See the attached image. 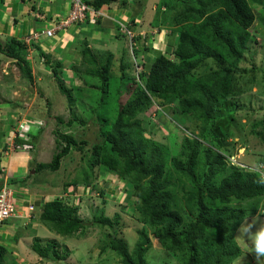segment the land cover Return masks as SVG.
I'll list each match as a JSON object with an SVG mask.
<instances>
[{
  "label": "trees",
  "instance_id": "trees-1",
  "mask_svg": "<svg viewBox=\"0 0 264 264\" xmlns=\"http://www.w3.org/2000/svg\"><path fill=\"white\" fill-rule=\"evenodd\" d=\"M84 2L93 11L86 10L87 16L67 30L78 35L87 31L80 40L79 54L71 53L70 65L77 73L88 76V80L98 78L101 82L100 85L92 82L91 88L84 87L89 93L98 94L92 111L97 114L100 129L91 147V161L132 184L141 221L152 229L150 234L140 230L139 240L130 250L126 241L117 236L120 214L109 217L99 209L93 223L113 231L103 241L101 251L116 252L124 264H149L147 253L154 240L175 254L181 264L234 263L245 253L236 240V231L248 217L257 213L264 216V170L235 162L233 147L226 143L239 114L257 115V111L239 102L244 85L257 82L254 61L252 72L246 68L247 59L254 58L258 44L253 34L257 16L252 3L250 0H161V8L174 11L163 19L173 29L174 38L166 50L153 52V48L140 44L144 34L138 32L136 25L143 11L137 9L138 0ZM114 4L134 11L129 23H113L114 38L125 39L117 72L112 69L115 54L94 50L89 30L101 28L105 18L102 9ZM62 17L63 14L54 17V22ZM36 19L41 21L42 17ZM157 25L155 22L154 26ZM67 30L63 29L62 33ZM34 32L37 30L23 37L12 36L4 47L0 43L6 55L30 79L33 74L25 54L31 44L42 50L40 38L26 41ZM54 36L49 37V43L57 40ZM58 48L61 56V47ZM52 53L45 52L42 57L57 75L65 70L64 63L53 62ZM63 90L70 99H76L71 91L65 87ZM172 105L183 120L182 126L191 130L176 153L171 144L147 130L150 120L139 117L153 106L163 110ZM257 113L264 115V106ZM261 126L264 128V120H258L253 131L264 135L262 130L258 131ZM38 134L16 131L14 142L17 147H33ZM87 145L86 140L65 134L57 140L53 159L39 162L31 171H57L72 150L82 151ZM9 147L6 143L3 149ZM30 173L11 180L3 177L0 193L5 184L15 189V181L25 182ZM78 184L76 180L66 182L65 192L69 186L79 187ZM40 220L51 231L64 236H72L86 227L79 215V205H69L61 196L44 203ZM58 244L57 239L44 242L37 236L32 248L43 259L62 258ZM7 250V246L0 244V264H5Z\"/></svg>",
  "mask_w": 264,
  "mask_h": 264
},
{
  "label": "rangeland",
  "instance_id": "rangeland-1",
  "mask_svg": "<svg viewBox=\"0 0 264 264\" xmlns=\"http://www.w3.org/2000/svg\"><path fill=\"white\" fill-rule=\"evenodd\" d=\"M18 1L21 2V0ZM160 1L138 0L139 7H137L143 11L137 19L139 25H136L138 32L144 34L140 44L153 48V52L159 49L166 50L168 42L174 38L171 36L173 29L163 23L164 17L174 11L161 8ZM250 2L256 10L257 19L253 34L257 37L258 44L254 58L251 61L247 59L246 68L248 72H252L253 64L255 65L257 82L244 85V92L239 102L243 106L251 107L254 112H258L264 106V71L262 69L264 68V53H262L264 52V0H250ZM129 5L133 6L132 3ZM110 8L114 12L119 11V14L116 12L119 21L114 19L113 12V19L111 21L104 19L101 28L88 29L92 33L90 40L94 50L103 53L112 51L115 54V66L112 69L117 72L125 39L123 37L114 38L116 25L113 23L117 25L116 22L129 23L134 11L132 8H130L132 10L128 9L130 12L120 9L117 4ZM9 11L10 9L6 8L0 0V43L3 47L10 41L12 35H17L14 31L15 27L11 26L17 25L13 20L18 17V14L10 15ZM105 11L109 10L105 9ZM67 13L68 11L62 12L64 17H67ZM155 22L158 23L156 27ZM35 23L38 31L35 35L40 37L39 44L42 50L36 49L34 44H31L25 54L33 79H30L16 61L9 58L0 47V152L6 143H9L10 147L4 150V157L11 155L16 157L17 152L28 151L31 169L39 162H50L53 159L57 150V140L63 135H71L77 140H86L88 145L85 150H72L63 160L59 170L30 173L32 181L29 180L30 189H34L37 195L38 191H41L48 196L46 199L50 200L59 195L69 205H79V215L85 220L86 227L72 236H64L51 231L40 219L38 222H33L32 214L35 208L31 211L28 205L22 204V200L18 202L17 191L12 190L10 199L13 198L12 202L15 205L14 215L17 216L20 213L22 216L19 218L25 221L23 225L17 224L13 228L5 226V222L14 217H9L0 223L5 232V238L2 235L0 242H5L8 248L5 264H124L116 252L101 251L104 246L103 241L109 234L113 235V231L109 227L93 223L92 220L97 210H103L109 217L115 216L116 213L120 214L117 236L126 241L130 250L134 249L139 240L140 230L145 229L150 234L152 229L141 221V212L136 197L132 194V184L91 161V147L100 129L95 118L97 114L92 111L97 105L98 94L95 91L89 93L88 90H84V87L91 88L92 82L100 85V80L98 78L88 80V76L74 71L70 65L73 61L72 56L67 57L65 53L64 56L62 54L60 56L58 52L53 51V48L57 46L62 47L63 44L67 46L70 43L72 45L68 47V50L76 53L80 40L87 31L84 33L81 31L74 37L68 36L70 32L59 31L58 35L54 36L57 42L50 41L49 43V37L44 36L43 33L46 28L42 26L43 22L36 20ZM48 51L53 52L50 57L53 62L61 60L64 63L62 68L65 70L57 75H54L51 67L42 57ZM77 52L79 54V51ZM80 59L79 56L78 61ZM138 70L141 71L142 67ZM64 87L67 91H71L76 99H70L63 90ZM174 106L163 110L153 106L150 112L140 114L139 117L143 120H150L149 123L144 121L145 125L147 123V130L154 132L157 139L171 144L174 148L173 152L176 153L184 136L191 135V130L182 126L183 120L179 113L174 112ZM230 106L228 104V107ZM257 112L255 116L239 114L237 124L233 126L235 130L226 139V143L233 147L231 149L235 155L232 159L235 162L264 170V135L253 131L255 123L258 120H264V115ZM70 121L72 123H69ZM234 122L236 123V120ZM20 130L25 133L30 131L39 133L34 139L33 147H17L14 138L16 131ZM258 131L264 134L262 126L258 128ZM4 174L7 175V171ZM74 180L79 182V187L69 186L65 192L66 182ZM6 198L9 202V196ZM27 224L28 227L24 226ZM33 226L35 229L32 228ZM36 227H38L37 230ZM35 230L36 232H33ZM18 234L20 235L19 241L16 240ZM37 236L44 242L57 239L58 250L62 258L43 259L39 256L32 248ZM236 240L245 253L232 264H264L263 215L257 213L245 219L236 231ZM152 245L147 253L149 264H181L175 254L157 244L156 241L152 240Z\"/></svg>",
  "mask_w": 264,
  "mask_h": 264
},
{
  "label": "crops",
  "instance_id": "crops-1",
  "mask_svg": "<svg viewBox=\"0 0 264 264\" xmlns=\"http://www.w3.org/2000/svg\"><path fill=\"white\" fill-rule=\"evenodd\" d=\"M2 2L4 3L6 8L10 9L9 11L11 13V14L9 13L10 15H12L13 13L18 14V17L15 18V20H13V22H16L17 25L15 24V26H11V27H15L14 31L15 33H17V35H12V36H16V37L17 36L23 37L30 31L31 32L36 31L37 29V27H35V24H36L35 22L37 20L36 17L38 16L42 17V20H41L43 22L42 26L43 27L45 26L47 28L49 26H52L54 22V17L60 16V15L62 16V12L69 11V8H70V0H21V2H19L18 0H2ZM105 9L109 10L107 11L108 13L105 11ZM102 10L105 13L104 19H107V21L108 20L111 21L113 19L114 10H112L111 8L108 9L106 7H104V9ZM116 12H118L117 14H119V11H116ZM116 12H114V19L117 18ZM104 19H103V22H104ZM71 31H72L71 29L66 31V32H70V34H68L69 37L70 36L74 37L77 35V33L75 32L71 34ZM61 40H58V41H61ZM71 45L72 44L70 43L67 44V46L64 44L62 45L61 54L63 56H64V53L66 54L67 57L71 55L70 54L71 52L68 50V47ZM58 47L60 46L55 47V49L53 48V51L58 52L59 51ZM3 155L4 153L1 151L0 152V187L3 184L4 176H7V178L8 179L10 178L11 180V179H14L15 177H19V178L24 177L31 172V169H30L31 159H30V154L28 153V151L23 150L21 152H17V154H15L17 155L16 157L15 156L12 157V155L10 157H4ZM6 163L8 164L6 165ZM6 171H7V175L4 174ZM29 180L32 181V178H28V180H26L25 182H21V180L18 179L14 183V188L17 191L16 192L17 196H19L17 197L18 202L22 200L23 201L22 204H25V201L29 200L28 203H31V204L35 203V211H33L34 213L32 214V221L38 222L40 219V209L44 205V203L48 201L49 199H46L48 198V196L44 195L43 192L38 191V195H37L34 189L31 190L30 185H29L31 183L29 182ZM23 221L25 220L21 218L20 219L13 218V219L6 221L5 226L13 228V226L14 225L17 226V224L23 225L24 224ZM1 226L2 225H0V238L2 239V235L4 237L5 232H4V228ZM24 226L28 227L29 225L27 224ZM32 228H34V226ZM37 229L38 227H36V230ZM36 230L33 232H36ZM19 237L20 235L18 234L16 236L17 241H19ZM0 244L7 246L5 242L3 243L0 242Z\"/></svg>",
  "mask_w": 264,
  "mask_h": 264
},
{
  "label": "built area",
  "instance_id": "built-area-1",
  "mask_svg": "<svg viewBox=\"0 0 264 264\" xmlns=\"http://www.w3.org/2000/svg\"><path fill=\"white\" fill-rule=\"evenodd\" d=\"M71 9L67 14V17H62L60 21L54 22L52 26H49L44 29L43 33L46 37H52L56 35L59 31L67 30L68 28L72 27L76 21L83 20L87 16V11L92 12L91 8H89L84 0H70ZM38 32V31H37ZM34 32L33 35H29L26 37V41L29 42L32 39H38L40 37H36ZM10 192H13L12 189L8 188L5 184L1 189L0 193V223L4 222L5 219L9 217H21L20 213L14 215L16 212L14 209L13 198L10 199ZM6 196H9V202ZM11 200V201H10ZM28 208L34 210V204H29Z\"/></svg>",
  "mask_w": 264,
  "mask_h": 264
},
{
  "label": "clouds",
  "instance_id": "clouds-1",
  "mask_svg": "<svg viewBox=\"0 0 264 264\" xmlns=\"http://www.w3.org/2000/svg\"><path fill=\"white\" fill-rule=\"evenodd\" d=\"M91 18H92L93 21H95V19L93 18V15H91ZM70 28H71V27H70ZM4 150H7V149H3V150H2L3 153H4ZM232 158H233V157H232ZM12 190H15V189H12ZM58 196H59V195H58ZM55 197H57V196H55ZM61 197H62V196H61ZM49 200H50V199H49ZM27 204H28V203H27ZM27 204H25V205H27ZM29 204H31V203H29ZM29 204H28V205H29ZM32 204H34V206H35V203H32Z\"/></svg>",
  "mask_w": 264,
  "mask_h": 264
},
{
  "label": "water",
  "instance_id": "water-1",
  "mask_svg": "<svg viewBox=\"0 0 264 264\" xmlns=\"http://www.w3.org/2000/svg\"><path fill=\"white\" fill-rule=\"evenodd\" d=\"M147 135H148V134H147ZM148 136H149V135H148ZM34 172H35V169L32 170V173H34Z\"/></svg>",
  "mask_w": 264,
  "mask_h": 264
}]
</instances>
